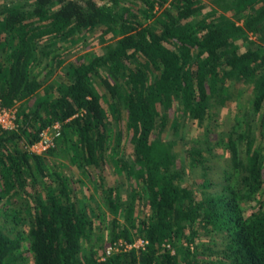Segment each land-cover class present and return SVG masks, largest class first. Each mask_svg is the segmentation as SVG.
Instances as JSON below:
<instances>
[{"label": "trees", "instance_id": "16d2710c", "mask_svg": "<svg viewBox=\"0 0 264 264\" xmlns=\"http://www.w3.org/2000/svg\"><path fill=\"white\" fill-rule=\"evenodd\" d=\"M216 3L241 23L203 0L0 4V101L19 103L0 127V264H264V0ZM86 37L103 45L72 58ZM230 82L251 95L225 129Z\"/></svg>", "mask_w": 264, "mask_h": 264}, {"label": "rangeland", "instance_id": "374dc122", "mask_svg": "<svg viewBox=\"0 0 264 264\" xmlns=\"http://www.w3.org/2000/svg\"><path fill=\"white\" fill-rule=\"evenodd\" d=\"M6 0H0V4L2 2H4ZM217 0H203V2L205 4H208L211 8L215 9V11L219 12L221 15L225 16V17H230L232 19H234L237 23H241L240 20L237 18V16H234L233 15V11L232 10H222V8L216 3ZM210 8V9H211ZM210 9H207L210 10ZM89 37H86L84 39H82V43H79V45H81L78 50H76V52L74 54L71 55L72 58H76V57H79L81 55H86L89 54H93V52L96 51V49L100 48V44H91L89 43L87 40H88ZM85 41V42H83ZM87 42L90 44V46H86V47H83L84 45L87 44ZM78 47V46H77ZM72 51V49H71ZM61 78L60 76V73L58 71H56V73L53 75V79L55 81V78ZM51 82L53 83V81L51 80ZM229 89L231 90L232 92V95H231V99L224 105L222 106L221 108H212L211 110H213L214 112H216V114L219 116V119L222 121H217V124L218 122H221V127L222 128H228L229 125H231L235 119V116L237 114H240V111L243 109L244 107V100H247L249 97H250V91H251V88L248 86V85H242V84H239V83H234V82H230L229 84H227ZM19 103L16 104V106L18 105ZM184 122V121H183ZM256 122H254V125H255ZM179 131L178 133L183 136V137H186V139L190 138L191 137V142L193 143V140L195 141H203L204 138H205V133H204V129L203 127H193L192 123H188V129H184V124L182 122H180V125H179ZM164 129H169L168 126H165ZM211 129H213V122L211 121ZM218 129V128H217ZM255 129H258L257 126H255ZM165 135V134H164ZM259 136V135H258ZM193 139V140H192ZM176 149L178 152L181 151V147L180 146H176ZM51 165L54 167V168H57V166H59V164H66L67 165V170L65 169V171H68V169H70L71 167H73L74 165H72L66 157L64 156H61L60 154H55V155H52L51 157ZM223 162V159H220L219 160V163L221 164ZM70 166V167H69ZM219 171V170H218ZM215 180H217L215 178ZM89 187V191L92 192L93 191V188H92V185H87ZM137 241V240H136ZM135 241V242H136Z\"/></svg>", "mask_w": 264, "mask_h": 264}, {"label": "built area", "instance_id": "2783aa9c", "mask_svg": "<svg viewBox=\"0 0 264 264\" xmlns=\"http://www.w3.org/2000/svg\"><path fill=\"white\" fill-rule=\"evenodd\" d=\"M17 106H5L0 101V127L2 129H16L17 127ZM61 123H52L39 132L38 140L28 147L29 151L41 154L56 144L57 138L61 135ZM143 244L142 239H138L132 245L140 246ZM128 246H131L128 244ZM111 248V247H109ZM108 248V249H109ZM110 250V249H109Z\"/></svg>", "mask_w": 264, "mask_h": 264}]
</instances>
